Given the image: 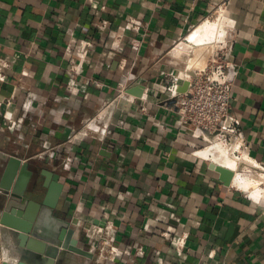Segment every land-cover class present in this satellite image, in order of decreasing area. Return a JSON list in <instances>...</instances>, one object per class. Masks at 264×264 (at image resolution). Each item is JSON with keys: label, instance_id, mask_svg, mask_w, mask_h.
<instances>
[{"label": "crops", "instance_id": "1", "mask_svg": "<svg viewBox=\"0 0 264 264\" xmlns=\"http://www.w3.org/2000/svg\"><path fill=\"white\" fill-rule=\"evenodd\" d=\"M222 2L238 157L172 110L171 53ZM23 164L29 202L57 177L90 255L52 264H264V200L241 187L264 188V0H0V219ZM17 236L0 223V264H47Z\"/></svg>", "mask_w": 264, "mask_h": 264}, {"label": "water", "instance_id": "2", "mask_svg": "<svg viewBox=\"0 0 264 264\" xmlns=\"http://www.w3.org/2000/svg\"><path fill=\"white\" fill-rule=\"evenodd\" d=\"M176 82L177 86H182V88H178L177 92L184 93L187 83L184 82L183 84L180 79H177ZM17 165L18 162L15 160H10L8 163L4 179L6 184ZM214 170L219 175V181L224 186H229L233 178V172L221 166H215ZM30 175V172L27 171V165L23 164L17 182L4 207L0 223L16 231L20 245L45 257L48 261L47 264H52L53 260L62 255L65 250L74 252L77 255L90 256L87 252L69 245L73 233L69 229V222L54 215V209L61 191V185L58 184L57 177L47 176L43 184L46 188L43 199L33 203L24 197ZM26 204H28V211L24 212ZM29 206L33 210L29 209ZM36 209L38 214L34 219Z\"/></svg>", "mask_w": 264, "mask_h": 264}, {"label": "built area", "instance_id": "3", "mask_svg": "<svg viewBox=\"0 0 264 264\" xmlns=\"http://www.w3.org/2000/svg\"><path fill=\"white\" fill-rule=\"evenodd\" d=\"M225 5L226 2H222L217 9L223 12ZM228 54L221 46L203 69L189 77L186 92L173 98L172 110L181 122L213 134L219 143L231 146L238 157L243 142L239 136V124L230 116V84L225 72L229 64ZM125 91V86L119 88L118 96L122 97Z\"/></svg>", "mask_w": 264, "mask_h": 264}, {"label": "bare ground", "instance_id": "4", "mask_svg": "<svg viewBox=\"0 0 264 264\" xmlns=\"http://www.w3.org/2000/svg\"><path fill=\"white\" fill-rule=\"evenodd\" d=\"M208 24V23H207ZM224 27L219 26L218 29L214 27H208V25L202 24L196 28L195 36L192 35L189 39V45H192L194 47L195 52L197 53L193 58H189V56L185 53H178L177 56H175V63L178 69L181 71L184 66L186 65H192L196 64L197 67L203 66V62H205V58L202 55L205 52H209L213 48V44L218 33L220 35L225 32ZM224 36V35H223ZM222 36V37H223ZM219 39V37H218ZM222 41V40H221ZM206 45V47L203 48V46ZM195 62V63H194ZM189 67V66H188ZM193 68V67H192ZM176 69V68H175ZM191 74V73H190ZM187 76H183V71L180 72V80H184ZM220 152H223V150H220ZM228 152V151H227ZM232 156H227L225 159V165L231 169L234 170L236 169L237 165L243 164L244 166H249V163L246 160H241L239 161ZM237 176V175H236ZM240 178V177H238ZM239 181V179H238ZM236 182V181H235ZM241 182V181H239ZM238 182V183H239ZM263 183V179L261 177L255 178L253 182H244L241 183V187L245 189V191H248L255 197V199H263L264 200V188L262 189L260 185Z\"/></svg>", "mask_w": 264, "mask_h": 264}, {"label": "rangeland", "instance_id": "5", "mask_svg": "<svg viewBox=\"0 0 264 264\" xmlns=\"http://www.w3.org/2000/svg\"><path fill=\"white\" fill-rule=\"evenodd\" d=\"M208 23V24H207ZM202 24H205V25H208V27H214L216 29L219 28V26H222V27H226V23H225V20H224V13L223 12H220L217 8H215L213 10V12L210 14V16L206 19H204L202 22H200L197 26H195L193 29H191L186 35L185 37L183 38V40H181V44L171 53V58H170V64L173 66V67H170V70L173 74V76H180V72L183 71V76H187L189 78V76H192L195 72H197L198 70H201L205 67L207 61L209 58H211V56L218 52L220 50V47L224 45L225 43V40H226V37H227V32L226 30L224 29L225 32H223L221 35L220 33H218L217 37H216V40L214 43L216 44H213V48L211 51L209 52H205L203 53L202 55L204 56L205 58V62H203V66H201L200 68L196 66L197 63L195 64H192V65H186L183 67V69L180 71L178 69V67L176 66V63H175V56L178 55V53H185L189 56V58H193L197 53L195 52L194 50V47L192 45H189V39L192 35H196L195 32H196V28ZM224 35V36H223ZM223 36V37H222ZM219 37V39H218ZM222 40V41H221ZM206 47V45L203 46V48ZM189 66V67H188ZM193 67V68H192ZM176 68V69H175ZM191 73V74H190ZM243 188V187H242ZM244 189V188H243ZM245 190V189H244ZM251 194V193H250Z\"/></svg>", "mask_w": 264, "mask_h": 264}]
</instances>
